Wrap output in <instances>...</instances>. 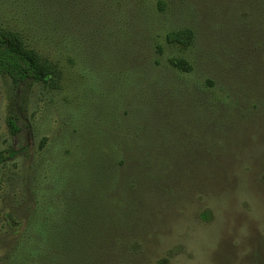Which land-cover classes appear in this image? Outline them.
I'll use <instances>...</instances> for the list:
<instances>
[{"label": "rangeland", "instance_id": "obj_1", "mask_svg": "<svg viewBox=\"0 0 264 264\" xmlns=\"http://www.w3.org/2000/svg\"><path fill=\"white\" fill-rule=\"evenodd\" d=\"M0 32L60 73L0 74V264L121 231L117 264H264V0H0Z\"/></svg>", "mask_w": 264, "mask_h": 264}, {"label": "trees", "instance_id": "obj_2", "mask_svg": "<svg viewBox=\"0 0 264 264\" xmlns=\"http://www.w3.org/2000/svg\"><path fill=\"white\" fill-rule=\"evenodd\" d=\"M163 8L164 6L162 10ZM163 40L168 47L185 52L193 46L195 37L191 29L184 28L167 32ZM168 64L172 69L180 73H187L191 70L187 60L179 56L169 59ZM0 74L7 76L13 84L30 81L42 84L49 89H57L60 83V73L57 66L41 58L35 51L26 49L21 38L13 32H0ZM7 126L12 134L19 132L13 116L8 117ZM8 154V157H2L1 155L0 161L2 162L5 158L12 159L16 156L14 152H8ZM92 236L89 233V238ZM101 236L103 237L102 241L95 245L90 244L91 242L89 241L83 242L86 239H82L73 254L74 256H81L82 259H80L82 261L72 258L70 263L117 264L120 262L118 259L126 258L130 254L131 251H128V246L131 244L127 243L126 245V234L124 232L102 233ZM123 240H125V243ZM118 241H120V244ZM126 252H129V254ZM86 256H89V259ZM59 257L62 258V253L59 254Z\"/></svg>", "mask_w": 264, "mask_h": 264}]
</instances>
